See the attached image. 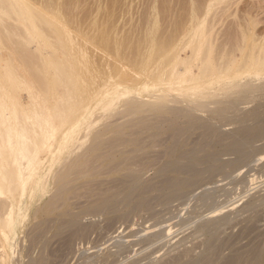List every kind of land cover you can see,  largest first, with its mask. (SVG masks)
I'll return each mask as SVG.
<instances>
[{
  "label": "bare ground",
  "instance_id": "1",
  "mask_svg": "<svg viewBox=\"0 0 264 264\" xmlns=\"http://www.w3.org/2000/svg\"><path fill=\"white\" fill-rule=\"evenodd\" d=\"M52 1L0 0V264H264V192L245 177L264 171V28L239 15L232 40L228 8L203 0L175 36L150 28L123 52L94 17L90 38L64 31ZM98 37L127 72L85 70ZM226 167L233 191L214 187Z\"/></svg>",
  "mask_w": 264,
  "mask_h": 264
},
{
  "label": "rangeland",
  "instance_id": "2",
  "mask_svg": "<svg viewBox=\"0 0 264 264\" xmlns=\"http://www.w3.org/2000/svg\"><path fill=\"white\" fill-rule=\"evenodd\" d=\"M40 1H44L43 3L45 4L46 2L45 1H47V3H48V1H49V3L50 2H55V1H50V0H40ZM65 1V2H64ZM82 1L83 0H77V1H75V0H60V2L61 3H63V4H61L60 2H59V0H57L56 2H59L60 4H61V6L63 5V7H66V8H64V12H66L65 14H67V15H65L66 17H67V19H69V18H71L70 20H73L75 23H72V21H70L71 22V24L69 25V24H67V26L65 25V27H67V28H65L64 27V31L66 30H68L69 32H74L75 31V27H77L78 28V26L77 25H82V26H84L85 27V24H86V27H88V23H89V25H91L90 24V21L91 22H93V17H94V21L96 20H99V23L98 22H96V23H98L99 25H101L102 27H100V28H103L104 27V29L106 30V31H108V33H107V35H108V37L112 40V39H115V36H116V38H117V40H118V37L119 36H122V38H123V41H122V38L121 37H119V40H120V43L121 42H124V43H121V49H122V51L124 52V47H125V50H127L128 49V47H134V42H135V40H136V43H137V45H139V43H141V42H145V40H147V38H148V36L150 35L151 36V33L153 32V34L156 32V29L158 30L157 31V34L155 33L154 35L152 34V36H153V38H155L156 40L157 39H161V38H163L164 37V39H168V38H170V37H173V36H175V34H177L178 33V31L179 30H181L180 28H184L185 27V25H187L188 24V20H189V18H190V15L192 14V12H189V11H191L194 7L195 8H198L199 7V9H202V5L204 4V3H206V2H204L203 0H198V1H195V0H140V1H138V0H108L109 2H107V0L105 1V0H86V2H84L83 1V3H82ZM194 1V2H193ZM207 1V0H206ZM225 3H224V2ZM227 1V2H226ZM222 0L221 2V5L219 4L217 7H219V8H217L218 10V14L219 15H221L222 13H221V11L223 10V12L225 13V12H227V14H228V10H229V15H227V16H225V14H224V16H222V18L221 19H223L224 20V22L222 21L220 24H217V26H216V28L218 27L219 28V30L220 31H222V33L225 31V33L228 35V36H230V38L233 40V39H236L237 37H238V32H239V28L240 27H238V25H236V23L239 21V15H240V17L241 16H243L244 15V17L247 19V20H249L250 21V23H251V25L253 24L254 25V22H256V24L258 25L257 26V28H264V0ZM95 2V3H94ZM107 4H106V3ZM152 2V3H151ZM193 2V3H192ZM82 3V4H81ZM87 3H89L88 4V6H87ZM98 3H99V6H98ZM131 3V4H130ZM203 3V4H202ZM224 3V4H223ZM226 3H228L230 6H227L228 4H226ZM81 4V5H80ZM86 4V5H85ZM96 4V5H95ZM107 6H106V5ZM165 4V5H164ZM189 4L191 5V6H189ZM192 4H194V5H192ZM232 4V5H231ZM82 5H85V6H82ZM90 5H91V8H90ZM94 5H95V7H94ZM109 5V6H108ZM153 5V6H152ZM156 5H157V8H156ZM169 5V6H168ZM97 6V7H96ZM105 6V7H104ZM152 7V9H151V7ZM165 6V7H164ZM189 6V7H188ZM193 6V7H192ZM79 7V8H78ZM84 9H83V8ZM94 9H93V8ZM98 7L100 8V11L98 10ZM145 7H146V9H145ZM169 7V8H168ZM173 7V8H172ZM180 7V8H179ZM183 7V8H182ZM186 7V8H185ZM192 7V8H191ZM201 7V8H200ZM203 7H204V5H203ZM223 9H222V8ZM226 7V9L228 8V10H226V9H224ZM229 7H231V9H229ZM87 8V9H86ZM102 8H104V9H102ZM168 8V9H167ZM79 9H80V11H79ZM81 9H82V11H81ZM92 10V12H94V14L91 12V10ZM134 9V10H133ZM158 9V10H157ZM172 9H173V11H172ZM222 9V10H221ZM87 10V11H86ZM89 10V11H88ZM95 10H98V11H96L95 12ZM102 10V11H101ZM107 13L108 11V15H106V13H105V15H104V11ZM126 10V11H125ZM127 10H128V12H130V13H128L127 12ZM148 10V11H147ZM161 10V11H160ZM187 10V11H186ZM225 10V11H224ZM84 11H85V13L86 14H84V15H82L83 13H84ZM159 11V12H158ZM230 11L231 12H233V13H235V14H232V15H230L231 13H230ZM103 12V13H102ZM123 12H125V13H123ZM127 12V13H126ZM153 12H154V14H153ZM157 12V13H156ZM79 13L81 14V17H82V19H77L78 17L80 18V16H79ZM88 13V14H87ZM90 13V14H89ZM96 13H98V15H96ZM100 13V14H99ZM110 13V14H109ZM132 13V14H131ZM173 15H172V14ZM190 13V14H189ZM221 13V14H220ZM53 14V13H52ZM70 14V15H69ZM93 14V15H92ZM128 14V15H127ZM54 15V14H53ZM60 15H62V14H60ZM78 15V16H77ZM87 15H89V16H87ZM92 15V16H91ZM95 15V16H94ZM111 15H112V17H111ZM134 15V16H133ZM152 15H158L157 17L155 16H152ZM70 16V17H69ZM87 16V17H86ZM104 16V17H103ZM106 16V17H105ZM108 16V17H107ZM129 16H131V17H129ZM144 16V17H143ZM173 18H172V17ZM181 16V17H180ZM188 16V17H187ZM87 19H85V18ZM102 17H103V19H102ZM110 17V18H109ZM141 17H143V18H141ZM145 17H146V19H145ZM171 17V18H170ZM179 17H180V19H179ZM185 18L184 20H182L183 18ZM88 18H89V21H88ZM90 18H91V20H90ZM128 18H129V20H128ZM151 18V19H150ZM158 18V19H157ZM168 18H169V20H168ZM174 18H175V20H174ZM188 20H187V19ZM101 19L103 20V21H101ZM127 19V20H126ZM142 19V20H141ZM149 21H148V20ZM177 19V20H176ZM179 19V20H178ZM81 20H84V21H81ZM85 20H86V22H85ZM111 22H110V21ZM133 20V21H132ZM155 20V21H154ZM157 20H160V21H157ZM172 20V21H171ZM235 21L236 23L234 24V22H232V21ZM181 21V22H180ZM183 21V22H182ZM81 22L83 23V24H81ZM95 22H93V23H95ZM105 22V23H104ZM110 22V23H109ZM116 22V23H115ZM134 22H135V24H134ZM151 22V23H150ZM166 22V23H165ZM175 22V23H174ZM92 23V24H93ZM95 23V24H96ZM107 23V24H106ZM112 23V24H111ZM125 23V24H124ZM130 23H132V26H131V24ZM137 23H139L140 24V26H139V24H137ZM148 25H147V24ZM153 23V24H152ZM155 23V24H154ZM157 23H158V27H157ZM163 23V24H162ZM183 23V24H182ZM76 24V25H75ZM113 24H115V26L113 25ZM122 24H123V27H125V28H121V30H120V27L122 26ZM137 24V25H136ZM142 24V25H141ZM174 24H175V26H174ZM180 24V25H179ZM94 25V24H93ZM99 25H94L95 27L94 28H96V29H100V28H97L96 26H99ZM109 25V26H108ZM111 25H112V27H111ZM125 25V26H124ZM128 27H127V26ZM130 25V26H129ZM150 25H152V26H150ZM155 25V26H154ZM173 27H172V26ZM252 25V27L254 28V26ZM117 26V27H116ZM135 26V27H134ZM138 26V27H137ZM147 26V27H146ZM163 26V27H162ZM85 27V28H86ZM93 27V26H92ZM92 27L91 26H89L88 28H90L89 30H92ZM119 27V29H117ZM154 27H156V29H155V31H154ZM159 27H160V29H161V31H160V29H159ZM168 27V28H167ZM130 28V29H129ZM135 28V29H134ZM138 28V29H137ZM140 28V29H139ZM146 28V29H145ZM150 28H151V31H147V29L148 30H150ZM170 28V29H169ZM238 30H237V29ZM96 29H95V31H96ZM103 29V31H105ZM112 29V30H111ZM166 29L168 30V31H166ZM177 31H175V30ZM86 30V32H87V28L85 29ZM88 30V32H90L91 33V31H89ZM102 30V29H101ZM129 30H132L131 31V34H132V37H130L131 36V34H130V32H129ZM136 32H135V31ZM138 30H139V32H138ZM170 30H171V32H170ZM173 30V31H172ZM237 30V31H236ZM95 31H92V35L90 36V37H92L93 36V34L95 35ZM99 30H97V32H98ZM116 31H120V32H118V33H122V34H117V32ZM123 31H125V32H123ZM129 33H128V32ZM165 31V32H164ZM235 32L234 34H233V32ZM88 32L86 33L87 34V36L89 35L88 34ZM94 32V33H93ZM115 32H116V34H115ZM138 32V33H137ZM142 32V33H141ZM161 32H163V33H161ZM166 32H168V34H166ZM172 32H175L174 34H172ZM114 34V36H113V34ZM124 33H126L125 35H124ZM145 33V34H144ZM147 33V34H146ZM150 33V34H149ZM170 33H171V35H170ZM135 34V35H134ZM140 34V35H139ZM149 34V35H148ZM231 34H232V36H233V38H232V36H231ZM96 35L98 36L99 35V32H98V34L96 33ZM106 35V36H107ZM109 35H111V36H109ZM137 35H139V36H137ZM147 35V37H145ZM156 35V36H155ZM96 36V37H97ZM100 36V35H99ZM133 36L135 37V38H133ZM142 36H144V37H142ZM151 36V37H152ZM168 36V37H167ZM89 36H88V38H90ZM112 37V38H111ZM114 37V38H113ZM127 37V38H126ZM235 37V38H234ZM100 38H101V36H100ZM105 38V37H104ZM104 38H102V39H99V37H98V40L96 39L95 41H97V42H100L101 40V42H100V44L98 43V45L96 44V42H95V44H92V43H89V44H87V47H89V48H92L93 46L92 45H95V46H97L96 48L95 47H93L92 49H88L87 51H89L90 53H92V55H94L93 57L89 54V52H87L86 53V55H85V60L86 61H88L87 59L90 57H92L91 59H90V61H88V62H85V64H84V68H85V70L86 71H88V72H91L93 69V72H96V71H98L99 73H100V71H101V69H102V71H103V74H106V73H110L111 71H112V69H113V65H116L117 63V65H116V67L118 66H120V67H124V65L121 63V62H118V61H116L115 60V58H114V56H110V53H108V52H106L105 50H102V49H104L105 47H103V48H101V47H99V46H102L103 45V39ZM125 38V39H124ZM129 38V39H128ZM139 38V42H138V39ZM130 39H132V41L130 40ZM145 39V40H144ZM116 40V39H115ZM119 40H118V43H119ZM142 40V41H141ZM130 43L129 41H131V43L130 44H132L131 46L127 43ZM126 42V43H125ZM112 43H113V40H112ZM112 43L109 45V48L111 47V46H113L112 45ZM102 44V45H101ZM126 44H127V46L128 47H126ZM89 45V46H88ZM104 45L106 46V48H108L107 46L108 45H106V42L104 41ZM103 45V46H104ZM91 46V47H90ZM31 47H32V49L34 50L35 49V44H32L31 45ZM34 47V48H33ZM123 47V48H122ZM132 47V48H133ZM135 47H136V44H135ZM100 48V49H99ZM127 48V49H126ZM97 49V50H96ZM130 49V48H129ZM134 50L136 49V48H133ZM133 49H132V51H133ZM94 50V51H93ZM101 50V51H100ZM131 50V49H130ZM99 51V52H98ZM105 51V52H104ZM94 52V53H93ZM98 52V53H97ZM126 52H129V50L128 51H126ZM106 53L107 54H109V55H107V56H105L106 55ZM87 54H89V55H87ZM98 54V55H97ZM102 55H104L103 57H105L104 59H105V61H104V59H103V61H101V59L103 58L102 57ZM86 56L88 57V58H86ZM100 56V57H99ZM99 57V58H98ZM110 59H109V58ZM101 58V59H100ZM100 59V60H99ZM108 59V60H107ZM92 60V61H91ZM97 62H96V61ZM110 60V61H109ZM117 62V63H116ZM88 63H89V65H88ZM91 63V64H90ZM94 63V64H93ZM110 63V64H109ZM115 63V64H114ZM103 64H104V66H103ZM111 65L110 67L108 66V65ZM68 65V64H67ZM106 65V66H105ZM66 66V65H65ZM92 66H94V68H92ZM100 66H102L101 68H100ZM109 68H108V67ZM95 67H98L99 69H100V71L98 70V68H97V70H96V68ZM106 69H105V68ZM115 67V66H114ZM119 67V68H120ZM121 68L120 70L122 71V72H127L126 70V68H128V67H124V68ZM0 69H1V67H0ZM110 71H109V70ZM124 69H126V70H124ZM96 70V71H95ZM105 71V72H104ZM128 71H130V69H128ZM1 73H4V71H2V69H1ZM130 74H132V71H130L129 72ZM135 75V78H138V77H136V76H138L137 74H132V76H134ZM105 76V75H104ZM99 78L97 77V80H98ZM108 79V78H107ZM100 81V80H99ZM98 81V82H99ZM102 82V81H101ZM98 93V94H97ZM97 93H95V97H94V99L96 98V96H97V98L98 99H101L102 101H103V99L105 100V98H106V94L104 95V92L102 93V91L100 90L99 92H97ZM104 95V96H103ZM23 96V97H22ZM25 96V97H24ZM27 97V95H26V93L25 92H22V94H21V98H22V100L24 101L25 99V101L24 102H27V100H28V98H26ZM24 98V99H23ZM96 98V99H97ZM103 98V99H102ZM125 99V97L124 96H122L121 97V99H119L118 101H120V102H122L123 100ZM258 111H264V107H261ZM264 113V112H263ZM240 117V116H239ZM241 117H243V115H241ZM234 119H236V118H230L229 119V121L231 120H234ZM83 123V124H82ZM81 124H82V126H81V124H80V127L81 128H83L84 126H85V122H82ZM85 123V124H84ZM252 124H255L256 123V120H254V121H252L251 122ZM218 125H221V123H219ZM237 125H238V123H237ZM227 127H229L228 125H226V126H222V130L223 131H228L227 130ZM231 157H233V156H226L225 158L226 159H229V158H231ZM259 168V167H258ZM230 168L229 167H226V168H224L223 170H220V171H217L215 174H216V176L214 177V179L217 181V179H222V180H218V182H220V184L221 185H218V184H215L214 185V187H217V189H220L222 186H223V184H225L224 185V187L225 188H227V189H231V188H233L234 186H239L240 184H238V185H236V181H229L228 179H225V180H223L224 179V177L222 176V175H224L225 174V172L227 171V170H229ZM254 170H252V168H250V169H248L247 170V172L245 173V177L247 178L250 174H253L254 172H256V175H258L259 176V178L256 180V181H254V184H252L251 185V183L249 184V186H250V191H249V194L248 195H251V194H258V193H263L264 192V171L262 170V171H259V169H258V171H256L257 170V167H254L253 168ZM246 170V169H245ZM261 176V177H260ZM219 177H221V178H219ZM241 186V185H240ZM232 191H233V189H231ZM238 192H240V190L238 191ZM236 195V196H235ZM235 198H234V197ZM242 196V195H241ZM245 195H243V197H241L242 198V200H241V198H240V196L238 197V195L235 193L234 194V192L232 193V195L230 196V197H233L234 199V201H235V199L237 198V203L236 204H238V205H240L246 198L244 197ZM247 196V195H246ZM159 207H161V206H159ZM175 209V207L174 208H172V210H174ZM117 226H120L121 225V223L120 222H118V224H116ZM121 230H123V229H121ZM128 230V229H127ZM127 230H125V232L127 233L128 231ZM124 232V233H125ZM125 233V234H126ZM174 235H176V233L174 234ZM174 235L172 236V237H174ZM96 236V233H94L93 235H92V238H94ZM20 240H21V238H20ZM22 241H23V239H22ZM22 241H20V242H22ZM22 244V243H21ZM87 246V245H86ZM155 247V246H154ZM81 249H83V247H80ZM80 251V250H79ZM81 251H83V250H81ZM91 251H94V250H91ZM162 253V252H161ZM161 253H159L158 254V257L159 256H161L162 254ZM174 253V252H173ZM138 254H140V253H138ZM137 254V255H138ZM16 255H18V254H16ZM136 255V256H137ZM135 256V257H136ZM170 255H168V256H166V258H168ZM165 257V256H164ZM164 257H162V258H164ZM75 263V261L73 260L71 263H69V264H74Z\"/></svg>",
  "mask_w": 264,
  "mask_h": 264
}]
</instances>
